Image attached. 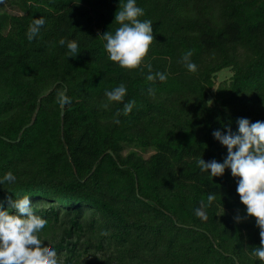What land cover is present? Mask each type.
<instances>
[{"label": "trees", "instance_id": "trees-1", "mask_svg": "<svg viewBox=\"0 0 264 264\" xmlns=\"http://www.w3.org/2000/svg\"><path fill=\"white\" fill-rule=\"evenodd\" d=\"M121 2L0 3V179L16 177L0 184V210L15 214L11 201L28 196L61 264H261L238 178L231 169L211 178L197 161L224 162L215 131L264 122V0H136L155 39L131 72L108 59L102 39L119 26ZM61 38L78 43L76 57ZM188 50L194 73L181 62ZM148 65L167 79L148 81ZM121 83L123 103L104 109L105 91ZM61 91L71 101L63 116ZM210 193L202 220L195 210Z\"/></svg>", "mask_w": 264, "mask_h": 264}, {"label": "clouds", "instance_id": "clouds-1", "mask_svg": "<svg viewBox=\"0 0 264 264\" xmlns=\"http://www.w3.org/2000/svg\"><path fill=\"white\" fill-rule=\"evenodd\" d=\"M3 3V0H0ZM144 10L137 6L136 0L121 2L115 14L114 23L119 25L114 32L103 33L104 48L110 61L116 63L126 71L139 69L147 57L150 46L155 39L151 20H141ZM46 21L43 18L35 19L29 25L26 37L29 42L36 38ZM60 46H66L67 56L76 57L79 54L78 43L74 40L66 41L61 38ZM193 50L183 54L181 62L189 72H196L197 65L191 62ZM148 81L161 82L167 79L164 73L151 74V65H148ZM127 95V88L123 83L105 91L106 102L102 104L108 109L113 103H123ZM149 95H155V89H149ZM71 101L64 91L58 92L56 103L64 106ZM135 100L124 104L123 115L132 112ZM121 113L117 112L119 116ZM119 123L117 119L115 121ZM238 133L228 128L227 134L217 130L214 137L224 146L228 154L223 163L212 160L206 162L203 158L197 161L202 172L208 173L211 178L223 176L225 169H231L233 177L238 178L240 201L246 206L247 216L255 217L259 228L260 245L255 247L253 255L261 264H264V122H250L246 118L238 121ZM16 177L8 172L0 179V184L13 183ZM216 200V195L210 193L207 202L201 200L200 207L195 214L202 220L207 219L206 209ZM9 211L0 210V264H61L58 254L49 247L44 246L39 233L46 227L47 221L34 214L32 202L28 196L11 201ZM241 222L243 217H234Z\"/></svg>", "mask_w": 264, "mask_h": 264}, {"label": "rangeland", "instance_id": "rangeland-1", "mask_svg": "<svg viewBox=\"0 0 264 264\" xmlns=\"http://www.w3.org/2000/svg\"><path fill=\"white\" fill-rule=\"evenodd\" d=\"M231 74V70L224 69L218 73V79H224L228 77Z\"/></svg>", "mask_w": 264, "mask_h": 264}, {"label": "water", "instance_id": "water-1", "mask_svg": "<svg viewBox=\"0 0 264 264\" xmlns=\"http://www.w3.org/2000/svg\"><path fill=\"white\" fill-rule=\"evenodd\" d=\"M50 92H51V90L48 91L46 94H44V95L40 98V100H41L43 97L47 96ZM64 110H65V106H62V111H61V115H62V116L64 115ZM36 112H37V110H36ZM35 115H36V114H35ZM35 115H34V117H33V121H34V119H35ZM33 121L31 122V124L33 123ZM31 124H29L28 126H30ZM28 126H26V127H28ZM26 127H25V128H26ZM25 128H23V130H24ZM23 130H22V131H23Z\"/></svg>", "mask_w": 264, "mask_h": 264}]
</instances>
